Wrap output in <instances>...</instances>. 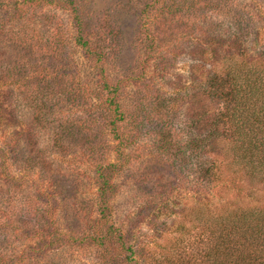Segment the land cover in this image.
Wrapping results in <instances>:
<instances>
[{
	"label": "rangeland",
	"instance_id": "1",
	"mask_svg": "<svg viewBox=\"0 0 264 264\" xmlns=\"http://www.w3.org/2000/svg\"><path fill=\"white\" fill-rule=\"evenodd\" d=\"M77 1L84 5L83 34L92 47L103 51L104 73L111 84L119 87L117 100L124 112L125 127L130 131L129 143L124 148L129 159L111 178L106 210L109 223L119 230L124 244L133 247V256L142 264H176L182 250L186 252L185 257L190 256L189 250L195 247L198 231L191 221L190 211L198 202L190 195V188L198 178L193 170L195 160L181 163L173 159L174 153L184 146L182 143L194 134L193 118L189 117L193 109L191 97L198 89L194 84L205 76V72L200 74L205 71L204 67L197 68L199 62L193 51L207 47L222 55L229 38L238 35L241 47L250 55L264 56V0H171L179 6L177 8L168 6L170 0ZM60 2L63 4V0ZM52 9L50 13L48 6H43L30 17V26L38 30L37 39L41 38L30 47L36 54L11 41L3 44L4 40H0V71L9 67L15 70V78L21 80L18 88L10 91L0 88L11 103L14 122L10 130L18 133L20 155L35 156L34 161L53 176L51 181L61 191V229L73 231L76 238L41 253L43 255L36 251L30 253L28 263L124 264L127 252L117 242L113 240L105 249L86 237L92 230L90 220L99 217L96 166L114 161V142L106 128L99 124L102 110H86L83 106V103L99 104L98 94L102 92L92 60L81 47L73 46L76 30L72 14L65 7ZM241 10L248 13V17H244L248 23L244 25L238 24L235 18ZM4 17L7 19L8 14ZM18 23L13 19L6 21L3 38L9 36L10 30L18 29ZM53 28L63 35L70 51L69 59L60 55L49 60L44 55L49 47L40 49L53 34ZM158 34H174L178 40L183 39L180 44L183 47L172 54L163 49L158 52V47L150 45V37L158 40ZM195 36H200L203 42L197 44L192 40ZM43 66L77 69L87 89H94L98 94L92 93V98L86 101L79 96L74 104L66 100L55 109L54 102L41 114V122L35 120L31 102L25 97L27 89L24 92L22 84L34 90V83L39 80H23L24 70L35 72ZM70 80L63 79L61 85L73 86ZM57 115L67 116L75 132L72 136L63 137L58 132ZM83 120L88 121V127L80 126ZM166 138L173 140L169 142L167 153L158 149L160 141L164 144ZM36 149L42 150L43 156L34 155ZM20 159L13 161L18 164L22 162ZM222 174L230 175L224 169ZM234 180L241 189L218 186L206 204L209 209L258 207L264 203L262 184L242 172H237ZM4 188L0 176V198L5 195L1 194ZM2 202L0 200V204ZM24 244L15 243L14 251L16 248L18 253ZM108 248L111 254L107 253Z\"/></svg>",
	"mask_w": 264,
	"mask_h": 264
},
{
	"label": "trees",
	"instance_id": "2",
	"mask_svg": "<svg viewBox=\"0 0 264 264\" xmlns=\"http://www.w3.org/2000/svg\"><path fill=\"white\" fill-rule=\"evenodd\" d=\"M60 3V0H0V16L8 14L7 19L1 16L0 38L6 21L13 19L16 23L19 22L18 29L10 30L9 36H2L0 40H4L3 44L11 41L36 54L35 49L30 50L41 39H37L38 30L29 24L34 12L48 6L50 13H53L52 8L65 7L72 14L76 30L73 46L81 47L92 60L102 94L94 89L88 90L77 69L70 71L68 68L51 66H43L35 72L24 70L23 80L31 78L32 81H39H35L34 90L22 84L23 91L27 89L25 97L31 102L34 118L39 122L42 121L41 114L54 102L55 109L66 100L74 104L73 101L79 96L86 101L92 98V93L99 95V104L83 103V106L86 110H102L99 124L106 128L114 142V161L104 165L98 163L96 166L99 217L90 220L92 230L86 237L104 248L105 245L110 247L114 240L127 252L124 264H142L133 256V247L126 246L119 230L109 223L106 211L112 175L121 170L125 160L129 159L124 148L129 143L130 131L125 127L124 112L117 100L119 87L111 84L104 73V65L101 63L103 51L92 47L83 34L82 1L63 0V4ZM167 3L170 8L179 7L171 0ZM247 15L244 10L239 11L235 17L238 24L248 23L244 20ZM53 29V34L40 49L49 47L44 51L49 60L57 59L60 55L69 59L70 51L63 35L57 28ZM238 37L236 35L229 38L222 55H217V51L207 47L193 51L194 58L199 62L197 68L204 67L205 71L200 74L205 72V76L201 82L194 84L198 89L194 90L191 97L193 109L189 117L193 118L191 123L194 125V134L189 135L185 143H182L184 146L174 153L173 159L180 160L181 163L195 160L193 170L198 178H195L190 188V195L197 198L198 202L190 207V211L191 221L198 227V231L195 247H190L189 250L192 257H185L186 252L182 250L176 264H264V203L258 207H223L219 210L209 209L206 205L220 185L232 186L237 191L241 189L234 182L237 172H242L250 180L264 186V56L250 55L241 47L239 42L242 41ZM201 39L200 36L192 38L197 44L203 42ZM182 41L174 34H158V40L157 37H150V45L158 47V52L163 49L169 50L170 54L183 47L180 45ZM23 65L27 67L26 64ZM14 72L9 67L4 72L0 71V88L6 87V91H10L21 85V80L15 78ZM65 78H70L74 85H61ZM9 101L0 92V176L5 186L1 193L5 195L0 198L3 200L0 204V264H30V253H46L65 241H76V238L73 231L67 229L63 232L61 229V191L53 184V176L48 174L46 167L43 169L40 163L34 161L35 156L31 158L29 154L25 157L20 155L16 139L18 133L14 129L10 130L14 120ZM57 122L56 128L60 125L57 129L63 137H70L75 133L67 116L57 115ZM80 126L88 127L89 123L83 120ZM57 140L55 142L58 143ZM172 141V138H166L163 144L161 140L158 149L167 153L169 142ZM91 149L95 150V147L92 146ZM34 155L43 156V152L36 149ZM19 159L22 162L14 163L13 160ZM223 169L230 175L224 176ZM166 201L167 198L164 199ZM20 242L25 244L17 253L14 245ZM6 247L8 250L4 249ZM108 251L109 248L107 253L111 254Z\"/></svg>",
	"mask_w": 264,
	"mask_h": 264
}]
</instances>
